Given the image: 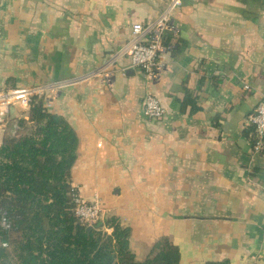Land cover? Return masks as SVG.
Segmentation results:
<instances>
[{"label": "crops", "instance_id": "crops-1", "mask_svg": "<svg viewBox=\"0 0 264 264\" xmlns=\"http://www.w3.org/2000/svg\"><path fill=\"white\" fill-rule=\"evenodd\" d=\"M182 1L151 87L162 119L143 115L128 58L94 72L165 0H0V88L74 79L44 98L78 136L71 183L130 227L138 260L168 237L180 264H264V147L246 123L264 96V0Z\"/></svg>", "mask_w": 264, "mask_h": 264}, {"label": "trees", "instance_id": "trees-1", "mask_svg": "<svg viewBox=\"0 0 264 264\" xmlns=\"http://www.w3.org/2000/svg\"><path fill=\"white\" fill-rule=\"evenodd\" d=\"M6 127L0 142V258L15 244L17 264H180V248L168 237L138 260L129 246L131 229L117 217L107 215L109 235L102 221L92 227L78 222L71 198L78 136L44 98L13 110Z\"/></svg>", "mask_w": 264, "mask_h": 264}, {"label": "built area", "instance_id": "built-area-1", "mask_svg": "<svg viewBox=\"0 0 264 264\" xmlns=\"http://www.w3.org/2000/svg\"><path fill=\"white\" fill-rule=\"evenodd\" d=\"M181 2L183 1L165 0V9L153 22L147 24L142 22L133 23L130 37L121 43L109 55L106 62L94 72V75L101 74L109 80L112 77V70L116 63L123 58H128L131 67L141 70L144 83L147 86L143 97L142 111L148 119H162L166 115L165 107L151 87L165 67L163 54L170 51L172 47L171 44L166 43V40L168 36L176 34L177 29L173 16L178 7L181 6ZM73 80H58L49 85L34 84L0 88V142L2 132L7 128L10 113L13 110H26L35 99L45 98L46 94H51ZM245 87L247 88L248 85H245ZM246 123L255 128V147L257 149L264 147V96L248 115ZM71 198L75 215L80 224L92 227L97 222L102 221L103 230L107 231L108 234L112 232L109 223H104L107 214L104 203L99 197L95 196L93 200H88L77 186L73 187Z\"/></svg>", "mask_w": 264, "mask_h": 264}, {"label": "rangeland", "instance_id": "rangeland-1", "mask_svg": "<svg viewBox=\"0 0 264 264\" xmlns=\"http://www.w3.org/2000/svg\"><path fill=\"white\" fill-rule=\"evenodd\" d=\"M34 85V84H33ZM28 86V85H26ZM9 87V86H7ZM16 87V86H15ZM28 109V108H27ZM23 110V109H21ZM27 118V116H26ZM73 187H77L75 185H71ZM79 188V187H78ZM107 232V231H106ZM108 233V232H107ZM109 235V234H108ZM15 244H9L6 248L8 249V252L10 253V255H8L7 257L2 256L0 258L1 263L0 264H17V260H16V249L14 248Z\"/></svg>", "mask_w": 264, "mask_h": 264}, {"label": "water", "instance_id": "water-1", "mask_svg": "<svg viewBox=\"0 0 264 264\" xmlns=\"http://www.w3.org/2000/svg\"><path fill=\"white\" fill-rule=\"evenodd\" d=\"M91 227V226H90Z\"/></svg>", "mask_w": 264, "mask_h": 264}]
</instances>
